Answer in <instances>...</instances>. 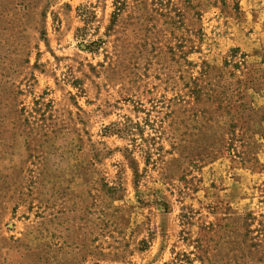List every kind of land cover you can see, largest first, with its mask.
Segmentation results:
<instances>
[{
	"label": "rangeland",
	"instance_id": "obj_1",
	"mask_svg": "<svg viewBox=\"0 0 264 264\" xmlns=\"http://www.w3.org/2000/svg\"><path fill=\"white\" fill-rule=\"evenodd\" d=\"M0 264H264V0H0Z\"/></svg>",
	"mask_w": 264,
	"mask_h": 264
}]
</instances>
